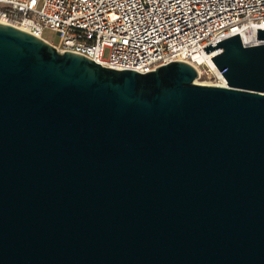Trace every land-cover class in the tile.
<instances>
[{"label": "water", "instance_id": "1", "mask_svg": "<svg viewBox=\"0 0 264 264\" xmlns=\"http://www.w3.org/2000/svg\"><path fill=\"white\" fill-rule=\"evenodd\" d=\"M203 48L224 85L0 22V264H264V42Z\"/></svg>", "mask_w": 264, "mask_h": 264}, {"label": "built area", "instance_id": "2", "mask_svg": "<svg viewBox=\"0 0 264 264\" xmlns=\"http://www.w3.org/2000/svg\"><path fill=\"white\" fill-rule=\"evenodd\" d=\"M0 18L40 38L52 28L59 41L49 43L58 51L106 67L146 72L180 60L197 69V78L223 85L217 67L197 55L210 42L264 25V0H0Z\"/></svg>", "mask_w": 264, "mask_h": 264}, {"label": "bare ground", "instance_id": "3", "mask_svg": "<svg viewBox=\"0 0 264 264\" xmlns=\"http://www.w3.org/2000/svg\"><path fill=\"white\" fill-rule=\"evenodd\" d=\"M0 22L5 23L3 19L0 18ZM257 27H264V25L260 24L259 26L256 24H253L246 28L245 30H240L238 35L240 36L241 40L243 41L244 44L246 45H253L257 44L259 42H264L256 39V28ZM216 52V50L210 51V52H202L201 54L197 55V60L199 62H206L212 66H215L214 62L212 61L211 54ZM226 83L225 78H223V85Z\"/></svg>", "mask_w": 264, "mask_h": 264}, {"label": "rangeland", "instance_id": "4", "mask_svg": "<svg viewBox=\"0 0 264 264\" xmlns=\"http://www.w3.org/2000/svg\"><path fill=\"white\" fill-rule=\"evenodd\" d=\"M4 21V20H3ZM7 23V22H5ZM42 38L50 43L57 44L59 41V36L57 31L52 28H44L42 31ZM109 50L105 49L103 52V56L106 58L108 56ZM199 83H209L210 80L206 77H199L196 79Z\"/></svg>", "mask_w": 264, "mask_h": 264}]
</instances>
